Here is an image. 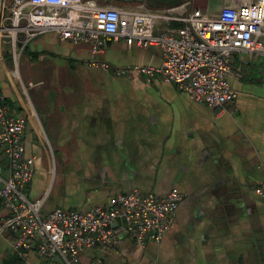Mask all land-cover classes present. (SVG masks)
<instances>
[{
	"label": "crops",
	"instance_id": "1",
	"mask_svg": "<svg viewBox=\"0 0 264 264\" xmlns=\"http://www.w3.org/2000/svg\"><path fill=\"white\" fill-rule=\"evenodd\" d=\"M106 39L94 53L47 31L15 59L0 38V92L27 120L25 156L35 167L28 197L46 192V213L85 211L134 188L164 195L177 187L183 199L160 242L86 249L80 264H264V197L256 192L264 183V57L233 52L228 79L238 96L219 109L160 75L149 81L139 71L119 76L90 64L162 62L157 46ZM9 218L0 201V264H48L35 252L12 251Z\"/></svg>",
	"mask_w": 264,
	"mask_h": 264
},
{
	"label": "built area",
	"instance_id": "2",
	"mask_svg": "<svg viewBox=\"0 0 264 264\" xmlns=\"http://www.w3.org/2000/svg\"><path fill=\"white\" fill-rule=\"evenodd\" d=\"M47 31L87 43L94 53L102 51L107 37L139 47L157 46L163 56L157 66H117L94 59L90 64L119 76L139 71L149 81L160 75L194 101L225 109L238 96L228 79L233 52L264 57V0H224L216 12L190 1L150 8L100 0H0V38L11 46L15 59L32 37ZM5 100L0 92V146L7 158V168L0 165V201L10 211L5 226L15 235V254L23 258L35 252L48 264H80L86 249L117 247L126 239L142 246L163 239L183 199L177 187L164 195L134 188L112 196L106 206L43 212L48 194L30 199L25 191L35 174L33 159L25 156L27 120L11 112ZM256 192L264 197V183Z\"/></svg>",
	"mask_w": 264,
	"mask_h": 264
},
{
	"label": "rangeland",
	"instance_id": "3",
	"mask_svg": "<svg viewBox=\"0 0 264 264\" xmlns=\"http://www.w3.org/2000/svg\"><path fill=\"white\" fill-rule=\"evenodd\" d=\"M194 6H199L201 8L204 9H208L211 12H216L218 11L223 5H221L217 0H194ZM24 51V50H23ZM25 53V52H24ZM23 54V53H22ZM22 59H20V62L23 66V71L25 70V65H26V61H25V57L27 56V54L22 55ZM33 74H34V78L36 79L37 73L35 72V70H30ZM0 165L3 166L4 168H7V158L3 155L0 154ZM25 191L27 192V188L25 189ZM48 199V198H47ZM46 199V200H47ZM46 202V201H45ZM45 204V203H44ZM43 212H45L44 207L42 208Z\"/></svg>",
	"mask_w": 264,
	"mask_h": 264
},
{
	"label": "water",
	"instance_id": "4",
	"mask_svg": "<svg viewBox=\"0 0 264 264\" xmlns=\"http://www.w3.org/2000/svg\"><path fill=\"white\" fill-rule=\"evenodd\" d=\"M103 2H116L121 4L142 3L150 8H171L179 6L187 1L192 4L194 0H100Z\"/></svg>",
	"mask_w": 264,
	"mask_h": 264
},
{
	"label": "trees",
	"instance_id": "5",
	"mask_svg": "<svg viewBox=\"0 0 264 264\" xmlns=\"http://www.w3.org/2000/svg\"><path fill=\"white\" fill-rule=\"evenodd\" d=\"M0 154H3V150H2V148H1V146H0Z\"/></svg>",
	"mask_w": 264,
	"mask_h": 264
}]
</instances>
